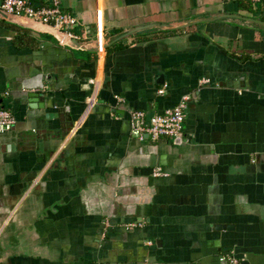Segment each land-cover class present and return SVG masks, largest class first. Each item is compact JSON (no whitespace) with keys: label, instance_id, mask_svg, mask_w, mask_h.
Listing matches in <instances>:
<instances>
[{"label":"crops","instance_id":"1","mask_svg":"<svg viewBox=\"0 0 264 264\" xmlns=\"http://www.w3.org/2000/svg\"><path fill=\"white\" fill-rule=\"evenodd\" d=\"M59 1L81 45L0 17V104L16 120L0 132V264H224L230 249L264 264V28L209 20H264V5ZM186 94L180 137L131 136L130 109Z\"/></svg>","mask_w":264,"mask_h":264},{"label":"built area","instance_id":"2","mask_svg":"<svg viewBox=\"0 0 264 264\" xmlns=\"http://www.w3.org/2000/svg\"><path fill=\"white\" fill-rule=\"evenodd\" d=\"M251 2L261 3L264 5V0H250ZM0 9L14 15L23 16L33 21L46 23L58 30L64 32L67 36L75 38L71 32L77 19L75 16L62 10L59 0H51L48 5L34 6L30 0H1ZM103 40H98V50L101 51L104 47L101 46ZM204 82L207 79L202 80ZM166 84H164L158 93H163ZM7 94V92H4ZM95 97V96H92ZM90 98V105L94 99ZM115 99L122 101L118 95H114ZM190 97L188 94L183 95L180 100L171 108L165 109L161 113H155L147 116L144 110L130 109L129 110V131L138 141H143L149 138L152 141L158 140L161 137H180L183 133V121L188 107ZM15 116L0 104V132L5 131L15 124ZM153 176H166L160 166L152 169ZM142 222L138 220H129L123 222L126 229L141 226ZM150 244L151 241H148ZM217 260L224 264H243V258L238 256L234 250H226L217 256Z\"/></svg>","mask_w":264,"mask_h":264},{"label":"water","instance_id":"3","mask_svg":"<svg viewBox=\"0 0 264 264\" xmlns=\"http://www.w3.org/2000/svg\"><path fill=\"white\" fill-rule=\"evenodd\" d=\"M0 17H3L5 20L17 24L19 26L25 27V28H30V29H34V30H38V31H46L49 32L53 35H56L58 38H60L61 40H65V41H69V42H73L75 44H79L81 45V43H79L78 41H76L75 39L67 36L64 32H62L61 30H58L46 23H42L40 21H33L30 19H27L23 16H18V15H14V14H10L7 13L3 10L0 9ZM220 17H226V18H234V19H242L244 20L246 23L248 24H253L257 27H263L264 28V20L260 19V18H255V17H244V16H240L238 14H231V13H220V14H215V16L210 17L209 20H213L214 18H220ZM205 20V19H203ZM201 20H185L183 22H179V23H173V24H145V25H139L133 28H129L126 29L124 32V35L126 34H131L134 31L140 30V29H145L148 27H160L162 29H178V28H184L185 26H187L189 23H195V22H199ZM98 41L95 44V51L98 50ZM108 45V43H106V41H103L101 43L102 47H106ZM35 94V93H34ZM243 264H246V262L244 261Z\"/></svg>","mask_w":264,"mask_h":264},{"label":"trees","instance_id":"4","mask_svg":"<svg viewBox=\"0 0 264 264\" xmlns=\"http://www.w3.org/2000/svg\"><path fill=\"white\" fill-rule=\"evenodd\" d=\"M263 19H264V17H263Z\"/></svg>","mask_w":264,"mask_h":264}]
</instances>
